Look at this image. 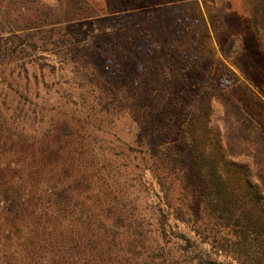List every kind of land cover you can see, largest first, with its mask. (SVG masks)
Here are the masks:
<instances>
[{
    "label": "trees",
    "instance_id": "16d2710c",
    "mask_svg": "<svg viewBox=\"0 0 264 264\" xmlns=\"http://www.w3.org/2000/svg\"><path fill=\"white\" fill-rule=\"evenodd\" d=\"M52 1L62 19L46 9L31 22L68 24L70 32L56 33L67 55L92 50L71 62V73L96 95L86 109L65 100V110L37 121L30 99L45 83L36 76L33 85L28 76L6 83L0 73L9 93L0 94V264H223L213 256L264 264V133L226 92L240 80L227 65L235 40L220 58L214 0L173 1L150 15L149 28L144 14L122 13L114 41L83 29L93 11L84 0ZM246 1L264 55V0ZM204 12L217 20L208 25ZM158 22L168 25L162 35ZM104 41L113 47H100ZM8 51L1 67L13 59ZM109 69L123 80L109 82ZM213 101L228 124L222 146L213 137ZM146 105L150 121L133 130V144L107 140L103 122L136 124L128 109ZM137 172L150 174L159 205L143 206L147 187L139 179L135 189ZM170 218L187 232L172 234Z\"/></svg>",
    "mask_w": 264,
    "mask_h": 264
},
{
    "label": "rangeland",
    "instance_id": "374dc122",
    "mask_svg": "<svg viewBox=\"0 0 264 264\" xmlns=\"http://www.w3.org/2000/svg\"><path fill=\"white\" fill-rule=\"evenodd\" d=\"M84 1L92 7L93 11L88 18L85 17L84 20H82L83 29L86 32L91 30L89 33L92 34V36L100 34L103 30L108 32L107 34H110L112 38L110 39L114 41L116 40L115 33L118 28L116 27L117 24L113 23V21L116 18H120L122 13L139 12L144 14V19L147 21L146 26L149 28V25L151 26L150 15L154 13L156 14L157 12L158 14L164 13L161 11L162 7L178 0ZM59 6L60 5L54 3L52 0H0V52L5 53L9 50L7 54H13V59L10 60V64H4L2 67L0 66V73L3 72L5 75L4 80H6V83H8V81L12 82V80H15L14 78H17L16 80L24 83L25 76H28L29 83L32 85L34 82V76H36L39 83L41 81L45 83L44 87H38L39 96H37V99L34 97L30 99L32 103L36 101L37 104L36 109L32 104V108L36 111L37 121L42 119L43 122L47 120V117L50 118L58 112H61V110H65V108H61L62 104L65 103V100H69L70 103L72 102V107L76 110H79V108L86 109L89 106L88 104L94 98V95H96L95 92L91 91L90 93V90L87 89L86 79H82L79 73H71V71H73V65L71 62L74 60H81V62H84L85 59L89 58L92 50H89V56L83 55L86 50L82 51L83 54H77L75 52L76 54L74 55H67V52L57 45L56 33L59 32L62 34L63 29L70 32L68 29L70 26H68V24L66 25L62 22L60 26L57 27L44 24L34 25L33 22H31L34 17L38 18L40 16V18H42L44 15L46 16V14H44L47 12L46 9L53 10L52 14L56 21L61 20L62 18L57 17L60 14V11L58 10ZM213 7L214 12L219 14L222 24H219L218 26L220 27H217L218 39L213 40L220 58L223 59L222 51L226 48L229 39L235 40L227 65L236 73L240 80L236 84L230 85L226 89V92L241 107L246 115L251 113L253 115L255 114L256 118H259V113L264 114V104L260 103V98L257 96L259 95L264 98V55L259 43L251 31L249 6L247 1L214 0ZM204 15L208 25L211 24V21L215 22L217 20L213 14L211 15L212 18L209 17L207 12H204ZM100 20L106 21L101 23L99 22ZM158 24L159 33L162 35V32L166 30L168 25L161 22H158ZM10 28L13 29L10 30ZM51 29L54 31L50 32ZM11 31L14 34H17L16 38L11 36ZM125 39L126 37L122 40ZM25 40L26 42H28L27 40L32 41L31 43L34 44V47H27L24 42ZM189 42L188 39L183 38L180 42V46L186 47L189 45ZM21 43L22 45H20ZM95 44H97V42H95ZM99 46L103 48L113 47L110 41H104ZM197 48H200L202 51V43L197 44ZM4 61L7 62L8 60L5 59ZM92 64L95 73L99 75V71H97L98 67H96L94 63ZM107 64L108 66H111L109 62ZM93 69L92 72L94 71ZM127 70L132 72L131 67H128ZM127 70L126 75L129 74ZM11 71H13V79L8 77ZM220 75L221 72L218 73L217 69L214 77L217 79ZM104 76L106 79L108 78V80H110L109 82L123 80L120 79L122 78V73L115 74V72H112V69L107 70ZM124 78H126V76H124ZM249 80L253 83L249 82ZM256 83L261 85L262 89L259 87V90H257L258 86L256 87ZM250 87H252L257 93H254ZM33 88L30 91L34 94L35 91ZM123 90L126 91V88H123ZM1 92L3 94H9L7 93L5 86L0 88V94ZM11 95L13 96V92H11ZM125 95H130L129 91H127ZM61 97H64L62 101L60 100ZM149 111V105L141 106L136 110L128 109V112L134 116L133 120L136 124L131 123L132 120L129 118H122L114 124H108L107 121L103 122V129L107 128L108 131L111 130V136L107 140L113 141L114 144H117V141L121 142L122 145L133 144V130H136L137 127L144 125V123L149 120V118L146 119V115ZM262 121L263 124H260L263 127L259 128L264 133V115L262 116ZM211 127L214 140L222 146L224 144L228 124L226 122L224 108L217 101H213L212 104ZM144 134L146 133H143L142 136ZM112 135L114 136L113 138ZM238 161L244 162L247 160L240 159ZM140 174H142V176ZM133 178L135 189L139 188V179L141 180V183L147 187V192L143 194L145 198H143V202H145L143 206L146 208V206L154 207L159 205L158 203L161 194L150 174L148 172L145 174L137 172V174H134ZM169 225L172 227V234L187 232L186 225L176 222L172 218L169 219ZM213 257L217 258L223 264H234L230 258L223 256Z\"/></svg>",
    "mask_w": 264,
    "mask_h": 264
},
{
    "label": "crops",
    "instance_id": "0c3cea01",
    "mask_svg": "<svg viewBox=\"0 0 264 264\" xmlns=\"http://www.w3.org/2000/svg\"><path fill=\"white\" fill-rule=\"evenodd\" d=\"M257 70H259V69H257ZM261 71V70H260ZM262 72V71H261ZM249 82H252V81H250L249 80ZM253 83V82H252ZM258 86V88H257V90H259V87H260V89H262L261 87V85H259L258 83H256V87ZM251 89H252V87H250ZM252 91L254 92V93H257L255 90H253L252 89ZM255 95V94H254ZM258 96V98H260V103H263L264 104V98H262V97H260L259 95H257ZM258 103H259V100H258ZM258 105V104H257ZM264 114L263 113H259V118H256V116H255V114L253 115V114H251V113H249L247 116H249L250 118H252L253 120H255V122H256V124L257 125H259V127H263L260 123H262L263 121H262V116H263ZM263 124V123H262Z\"/></svg>",
    "mask_w": 264,
    "mask_h": 264
}]
</instances>
